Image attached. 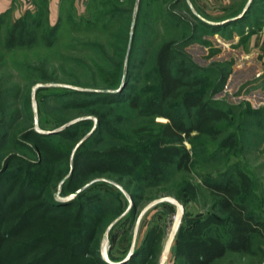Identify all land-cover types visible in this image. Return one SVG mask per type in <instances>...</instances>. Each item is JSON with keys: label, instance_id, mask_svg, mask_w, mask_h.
I'll use <instances>...</instances> for the list:
<instances>
[{"label": "rangeland", "instance_id": "374dc122", "mask_svg": "<svg viewBox=\"0 0 264 264\" xmlns=\"http://www.w3.org/2000/svg\"><path fill=\"white\" fill-rule=\"evenodd\" d=\"M113 1L115 0H87L78 8L73 3H64L60 10L62 27L52 48L39 43L30 48L7 50L0 45V135L7 134L0 146V170L11 155H17L20 165L8 169L5 177L10 181L19 171L28 174L29 163L35 164L42 158L38 150L29 152L25 146L36 147L27 139L31 130L46 133L60 129L65 132V137L50 133L46 138L57 143L56 145L70 147L72 154L68 159L69 164H56L55 172L62 178H59L51 192L58 200H69L84 190L86 195L93 184H100L96 190H100L103 183L108 185L106 191L101 190L102 202L94 208L103 214L104 220L97 238L92 242L94 247L98 242L105 259L113 263L109 257L111 255L125 257L117 263L130 260L135 251L140 250L147 239L153 236V249L147 259L148 264H189L185 256L193 255L199 242L216 235L226 236L225 215L217 209L216 198L204 187L202 177H215L231 165L242 170L246 173L245 178H241L245 184L242 199L250 212L264 222V123L261 126L254 125V121L247 116L243 120L248 110L264 108V96L257 95V91H264V79L254 73L252 62H235V59L228 57L224 45V40H232L234 34L245 30L247 25L251 28L258 18V10L264 7V2L249 0L251 11L238 25H230L213 33L190 28L186 33L190 37L194 34L193 39L187 38L189 35H183L185 30L176 34L174 30L166 28L167 23L158 17L162 12L154 11V18L147 20V25L143 23L139 27L133 62H128L136 18L134 12L130 38L126 43V56L124 62H118L116 50L121 39L119 35L126 33L128 36V14L119 27L104 29L100 23L89 27L82 21V17L93 18L92 16L109 12L110 4L128 8L126 0L119 4ZM238 1L233 0L227 9H223V14H240L246 3L244 0ZM187 2L194 14L211 21V24L227 19V16H216L219 15V10L213 11L214 8L205 6L200 0ZM169 8L194 26L199 25L186 7L175 3ZM56 21L57 19H49L47 27ZM7 28L6 25L2 26L1 39ZM174 38L182 41L187 39L184 42L178 41L176 48L184 52L195 67L200 68L198 74L205 78L207 96L224 102L232 121L222 124L225 130L219 141L194 136L196 133H192L197 156L191 170L174 171L165 180L164 172H151L155 177L144 178L143 175L149 170L148 163L158 169L162 166L159 162L161 158L175 156L171 149L179 145L164 144L162 141L153 143L143 135L135 136L133 129L144 119L136 117L128 109L122 108V105L92 103L86 107L74 106L69 103L73 102L75 96L71 92L61 99L54 92L55 89L62 90V93L65 90H105L106 78H111L110 72L115 71V67L121 63L123 80L132 65L134 68L129 70L133 69L134 76L141 80H134L132 84L137 88H147V72L152 68L160 45L165 40ZM204 41L221 51L209 55L210 46H206ZM229 61L234 62L232 72L222 89L217 91L220 74L225 71V66L216 64ZM167 121L163 117L155 118L157 125ZM157 125L152 126L154 132L159 131ZM97 126L99 128L96 130ZM243 127L244 130L251 131L245 135ZM121 133L124 135H120ZM233 133L237 134V141H229V146L220 147L222 140ZM191 141L188 138L183 142L189 150L193 146ZM77 150L79 153L74 157ZM137 152L141 154V161L133 158ZM213 155L215 158L210 159ZM74 158L78 161L75 175L79 179L73 184L82 180V185L74 194L64 197L61 185L71 174L72 165L76 161ZM98 168L100 169L97 171ZM31 170L37 173V169ZM73 184L68 191L72 190ZM256 244L264 247V241L260 239H257ZM137 263H141V257L136 260ZM212 264H264V260L261 262L254 255L228 252Z\"/></svg>", "mask_w": 264, "mask_h": 264}, {"label": "trees", "instance_id": "16d2710c", "mask_svg": "<svg viewBox=\"0 0 264 264\" xmlns=\"http://www.w3.org/2000/svg\"><path fill=\"white\" fill-rule=\"evenodd\" d=\"M126 1H128V8H120V6L118 8L110 4L109 12L92 16L93 18L82 17V21H85L87 26H95L100 23L105 29L110 26L119 27L123 18L128 14V36L126 33L123 36L119 35L121 39L116 50L117 57H119L118 62H124L126 56V43L130 38L134 12L136 18L128 62H133L132 56L139 27L143 23L147 25L146 21L154 18V11L162 12V15L158 17L167 23L166 28L174 30L176 34H180V30H185L183 35H189L187 38L190 37V34L186 31L190 28L193 30L197 28L203 33H213L230 25H238L248 17L251 11L249 7L242 18L225 24H211L194 14L190 10L187 0ZM122 2L124 0L113 1L117 4ZM171 2L173 3L171 4ZM175 3L186 7L199 25L194 26L183 16L171 11L169 7ZM49 19L47 0H40L36 12H27L11 24L8 22L7 13L0 15V45L7 50L30 48L39 43L52 48L57 41L63 18L59 13L57 21L47 27L46 22H49ZM3 25L8 28L1 39ZM194 36L191 34L190 38L193 39ZM178 41L184 42L174 38L167 39L160 45L152 68L150 72H147L146 81L149 82L147 88L145 86L137 88L132 84L134 80L140 82L141 80L134 76L133 69L129 70L134 68L130 65L131 63L128 64L130 65L128 73L123 80L121 63L115 67V71L110 72L112 77L106 78L105 90L92 92L65 90L66 92L62 93V90L55 89L56 92H54V95L59 99L71 92L75 96L73 102L69 103L74 106L86 107L92 103L122 105V108L128 109L136 117L144 119L133 129L135 136L143 135L153 143L162 141L164 144L179 145L177 148L171 149L175 156L161 158L159 162L162 166L158 169L154 168L152 163H148L147 170H149L147 174L143 175L144 178H153L155 177L153 173L164 172L163 179L165 180L167 175L169 176L174 171L191 170L195 156H197L195 155L196 149L192 133H196L194 136L219 141L225 130L222 124L232 121L231 113L224 106L225 103L207 96L205 78L198 74L200 68L195 67L190 58L176 48L179 45ZM204 43L206 46H210L209 55H215L221 51L220 48H212L208 41H204ZM233 64V61L216 64L225 66V71L220 74L217 91L222 89L231 74ZM247 112L243 120L247 116L254 121V125L261 126L264 123V108ZM156 117H163L168 121L157 125ZM153 125L159 126V131L154 132ZM98 128L97 126L96 130ZM249 131L251 130H244L243 127L242 132L245 135ZM51 134L66 136L64 131ZM51 134L36 130H31L29 133L27 139H30L36 147L25 146L29 152L38 150L42 154L40 161L35 164L27 161L30 174L19 171L15 178L7 180L5 174L8 169H14L16 165H20L18 164L20 158L17 155H11L7 164L0 170V264H136L139 257H141V263L137 264H148L147 259L153 249V236L147 239L140 250L135 251L130 260L123 263L117 262L124 260L125 257L111 255L109 257L113 263L108 262L98 246V242L96 247L92 245L104 220L103 214L98 213L94 208L102 202L101 190L105 189L106 191L108 186L106 183H103L100 190H96L100 184H93L89 193L85 195L84 190L73 199L58 200L55 198L51 191L59 178H62L55 172V166L59 163H68L72 152L70 147L64 148V146L56 145L57 143L46 138ZM6 137V133L0 135V146ZM237 137L236 133L228 135L222 140L220 147L229 146L228 142L237 141ZM188 138L190 141L192 140L191 150L183 144L184 140ZM78 153L77 150L74 157ZM140 155L137 152L133 158L141 161ZM213 157L215 158L213 155L210 159ZM74 159L76 161L72 165L71 174L61 185V194L64 197L71 193L74 194L82 185L80 184L82 180L73 184L77 181L76 179H79L75 175L78 161L77 158ZM31 169H37V173H33ZM151 172L153 173L150 174ZM245 174L242 170L231 165L215 177H202L204 187L216 198L217 209L225 215L226 236L216 235L207 241L199 242V247L194 254L185 256L189 264H212L228 252L254 255L259 257L261 262L264 260V247L256 244L257 239L264 241V222L250 212L248 205L242 199L245 184L241 178L244 179ZM71 184H73V188L68 191Z\"/></svg>", "mask_w": 264, "mask_h": 264}, {"label": "crops", "instance_id": "0c3cea01", "mask_svg": "<svg viewBox=\"0 0 264 264\" xmlns=\"http://www.w3.org/2000/svg\"><path fill=\"white\" fill-rule=\"evenodd\" d=\"M200 1H202L205 6L214 8L213 11L218 12L219 10L220 13L216 16H227L226 18L228 20L240 16L242 13L246 14L250 6L249 0H244L246 6L240 14L234 16L223 14L222 12L223 9H227V6L232 3L233 0ZM240 1L242 0L238 2ZM262 1L264 2V0ZM39 2L40 0H0V15L7 13L8 22L11 24L27 12H36ZM47 2L49 4V18L52 21L58 18L62 4L73 3L78 8L81 3H86L87 0H47ZM218 7H220V9H218ZM258 13V18L254 20L251 28L247 25L245 30L235 33L232 40H224V45H226L225 52L228 57L235 59V62H252L254 73L264 79V7L258 10ZM209 22L211 23V21ZM257 92L258 96H264V91L259 90Z\"/></svg>", "mask_w": 264, "mask_h": 264}, {"label": "water", "instance_id": "95a60500", "mask_svg": "<svg viewBox=\"0 0 264 264\" xmlns=\"http://www.w3.org/2000/svg\"><path fill=\"white\" fill-rule=\"evenodd\" d=\"M245 11H246V10H245ZM244 15H245V13H242V14H241L240 16H238V17H235V18L230 19V20H225V21H223V22H219V23H217V24H225V23H228L229 21L237 20V19H239V18H242ZM212 23H213V22H212ZM57 131H60V129L50 130V131H48V132H46V133H55V132H57Z\"/></svg>", "mask_w": 264, "mask_h": 264}, {"label": "bare ground", "instance_id": "6f19581e", "mask_svg": "<svg viewBox=\"0 0 264 264\" xmlns=\"http://www.w3.org/2000/svg\"><path fill=\"white\" fill-rule=\"evenodd\" d=\"M106 252H107V250H106Z\"/></svg>", "mask_w": 264, "mask_h": 264}]
</instances>
